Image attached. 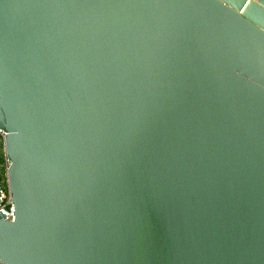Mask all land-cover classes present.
Segmentation results:
<instances>
[{
  "label": "water",
  "instance_id": "1",
  "mask_svg": "<svg viewBox=\"0 0 264 264\" xmlns=\"http://www.w3.org/2000/svg\"><path fill=\"white\" fill-rule=\"evenodd\" d=\"M0 128V264H264V0H0Z\"/></svg>",
  "mask_w": 264,
  "mask_h": 264
},
{
  "label": "built area",
  "instance_id": "2",
  "mask_svg": "<svg viewBox=\"0 0 264 264\" xmlns=\"http://www.w3.org/2000/svg\"><path fill=\"white\" fill-rule=\"evenodd\" d=\"M7 131L0 128V136L5 139ZM9 165V160H7ZM0 212L6 215L7 219H13L15 216V208L12 201V195L5 185V181L0 177Z\"/></svg>",
  "mask_w": 264,
  "mask_h": 264
},
{
  "label": "trees",
  "instance_id": "3",
  "mask_svg": "<svg viewBox=\"0 0 264 264\" xmlns=\"http://www.w3.org/2000/svg\"><path fill=\"white\" fill-rule=\"evenodd\" d=\"M8 157L5 152L4 139L0 136V177L5 181V185L8 188L7 182V163Z\"/></svg>",
  "mask_w": 264,
  "mask_h": 264
},
{
  "label": "rangeland",
  "instance_id": "4",
  "mask_svg": "<svg viewBox=\"0 0 264 264\" xmlns=\"http://www.w3.org/2000/svg\"><path fill=\"white\" fill-rule=\"evenodd\" d=\"M6 165H8V163H6ZM8 167V166H7Z\"/></svg>",
  "mask_w": 264,
  "mask_h": 264
}]
</instances>
